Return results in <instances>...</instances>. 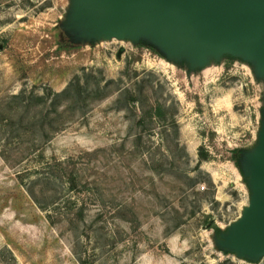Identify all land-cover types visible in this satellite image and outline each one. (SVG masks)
<instances>
[{"label": "rangeland", "instance_id": "obj_1", "mask_svg": "<svg viewBox=\"0 0 264 264\" xmlns=\"http://www.w3.org/2000/svg\"><path fill=\"white\" fill-rule=\"evenodd\" d=\"M86 1L0 0V264H264L233 160L264 153V28L162 49L150 25L90 32ZM78 78L87 112L42 140L26 105L39 120L48 97L55 125L51 93Z\"/></svg>", "mask_w": 264, "mask_h": 264}, {"label": "water", "instance_id": "obj_2", "mask_svg": "<svg viewBox=\"0 0 264 264\" xmlns=\"http://www.w3.org/2000/svg\"><path fill=\"white\" fill-rule=\"evenodd\" d=\"M86 3L88 15L96 18L90 32L96 28L110 31L126 23L133 24L136 31L150 25L162 49L177 43L179 51L187 48V42H199L202 37L229 44L243 38L252 41L264 28V0H87ZM102 14L106 16L101 19ZM241 173L245 178H253L260 193L240 238L258 256L264 252V153L257 159H246Z\"/></svg>", "mask_w": 264, "mask_h": 264}, {"label": "trees", "instance_id": "obj_3", "mask_svg": "<svg viewBox=\"0 0 264 264\" xmlns=\"http://www.w3.org/2000/svg\"><path fill=\"white\" fill-rule=\"evenodd\" d=\"M97 90L99 93H102L99 87L97 88ZM51 95L52 99H50V106L52 107L55 115H57V121L55 120V125H53L54 121L48 118V113H43V111H45L46 98L48 97L43 98V96L38 98V101H40L42 107H44L39 113V120H35V115L30 114L31 111H29V107L31 104H27L25 109L26 114H28L27 122L29 127H33L35 132L36 130H38L40 132L42 140L44 141L50 138L52 130L54 132H60L67 126V120L65 117L66 114L74 115L80 112V114L84 115L87 112L88 108L87 96L89 95V91L87 90V88L83 87V85H80L79 78L75 82L70 83L61 92L51 93ZM129 100L131 102H136V98L133 95L128 96V101ZM30 110H32V107L30 108ZM142 112L146 114L150 121H152L154 118L163 119V117H165L161 106H159L158 104L155 107H150L146 111H144L142 107ZM141 120L142 119H140L138 124L142 122ZM199 157L200 161L206 160L208 158L207 152H204L202 151V149H200ZM233 160L236 167L241 172V167L237 164V157H235Z\"/></svg>", "mask_w": 264, "mask_h": 264}]
</instances>
